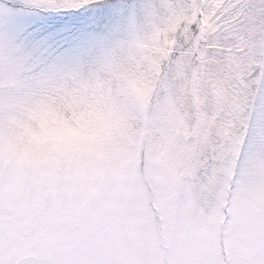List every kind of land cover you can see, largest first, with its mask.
Returning <instances> with one entry per match:
<instances>
[{"label":"snow or ice","instance_id":"obj_1","mask_svg":"<svg viewBox=\"0 0 264 264\" xmlns=\"http://www.w3.org/2000/svg\"><path fill=\"white\" fill-rule=\"evenodd\" d=\"M0 264H264V0H0Z\"/></svg>","mask_w":264,"mask_h":264}]
</instances>
